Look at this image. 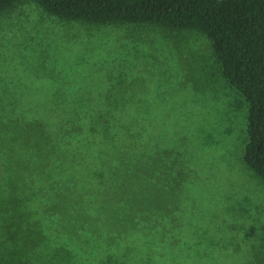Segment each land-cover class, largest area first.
I'll return each instance as SVG.
<instances>
[{"label": "rangeland", "instance_id": "rangeland-1", "mask_svg": "<svg viewBox=\"0 0 264 264\" xmlns=\"http://www.w3.org/2000/svg\"><path fill=\"white\" fill-rule=\"evenodd\" d=\"M11 89L66 110L122 107L124 136L155 140L135 146L156 155L148 168L172 195L162 190L153 219L141 215L138 232L89 264H264V179L243 161L247 102L222 75L206 35L65 20L22 0L0 13V91ZM43 141L47 156L48 132Z\"/></svg>", "mask_w": 264, "mask_h": 264}, {"label": "trees", "instance_id": "trees-1", "mask_svg": "<svg viewBox=\"0 0 264 264\" xmlns=\"http://www.w3.org/2000/svg\"><path fill=\"white\" fill-rule=\"evenodd\" d=\"M19 1L0 0V13ZM27 1L65 20L206 35L222 75L247 102L243 161L264 179V0ZM29 93L0 91V264H89L110 243L121 244L122 234L138 232L141 215L153 219L156 199L162 190L169 198L171 186L148 168L156 155L135 146L145 140L135 132L124 136L122 107L66 110ZM47 132L53 145L45 156ZM146 140L148 146L155 141Z\"/></svg>", "mask_w": 264, "mask_h": 264}]
</instances>
